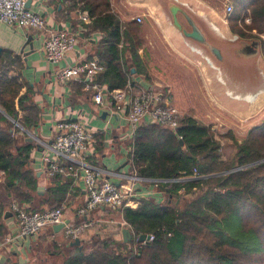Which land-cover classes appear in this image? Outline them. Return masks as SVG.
I'll list each match as a JSON object with an SVG mask.
<instances>
[{"label": "trees", "instance_id": "obj_1", "mask_svg": "<svg viewBox=\"0 0 264 264\" xmlns=\"http://www.w3.org/2000/svg\"><path fill=\"white\" fill-rule=\"evenodd\" d=\"M71 3L88 12L91 29L109 37L103 52L95 57L104 67L94 80L105 85L107 92L127 90L129 70L118 47L125 32L108 11L109 0ZM249 11L248 29L264 32V0H253ZM9 57L6 53L0 57V108L18 120L16 106L24 109L27 95L20 94L18 77L8 76L13 61ZM0 121L4 124L0 126V169L7 189L21 203L29 195L15 181L29 190L36 187L34 172L24 168L32 145L20 146L19 155L12 158L16 140L7 118L0 115ZM19 121L26 126L24 119ZM248 135L241 143L232 139L236 151L224 159L213 131L191 116H181L174 130L154 121L141 122L133 133L132 169L137 176L152 180L164 200L150 194L134 208H120L129 226L121 249L113 248L118 245L113 239L98 236L85 247L70 244L62 264H264V140L254 136L264 135V121ZM59 176H50L49 194L58 202L47 208L58 207L64 200L66 190ZM141 234L153 239L141 242Z\"/></svg>", "mask_w": 264, "mask_h": 264}, {"label": "crops", "instance_id": "obj_2", "mask_svg": "<svg viewBox=\"0 0 264 264\" xmlns=\"http://www.w3.org/2000/svg\"><path fill=\"white\" fill-rule=\"evenodd\" d=\"M149 1L151 0H109L108 11L117 17L120 30L125 32L118 47L123 50L121 60L129 70L128 97L146 90L159 91L163 89L166 91L165 88L169 86L159 78H155L156 76L153 74L155 69L146 56V51L153 48L146 31L144 33L142 30L146 26L143 23L147 22L146 17L149 16L147 14L151 7ZM229 1L228 4L232 6L233 10L229 14L225 13L228 18L222 17L217 21L212 16L214 13H209L211 15V20L208 22L210 31L224 40L221 45L222 49L223 45L230 44L235 40L236 35L233 32L242 37V40L238 41L240 44L238 52L243 56H239V65L237 66L242 87L244 89L248 87V90L264 88V32H258L256 29L250 30L248 25L243 28L235 26L231 29L228 23L225 25V20L229 19L234 9L238 7L240 8L238 11L244 12L246 20L251 21L249 5L253 0ZM25 3L26 8L43 16L46 21V30H44L46 33L7 25L0 21V47L2 49L0 57L6 53L13 60L8 68V76L18 77L22 84L20 94L27 95V101L23 103L24 109H19L16 106L18 120L9 117L1 108L0 115L7 118L8 130L13 133L16 140L10 153L12 158L19 155L20 146L26 143L32 145L24 168L34 172L36 182L35 189L29 190L23 185H18L17 180L15 181L16 186L29 195L27 200H22L20 203L18 198L17 202L29 209H44L50 203L58 202V198H53L49 194L52 181L44 170L41 153L44 151L43 144L50 143L54 138L56 123L65 119L81 120L92 134V139L87 147L86 161L102 169L105 174L104 178L116 185H131L135 198L132 197L134 203L130 207H136L140 198L150 194H157L155 199L159 200L160 196L164 200V196L158 193L152 180L137 176L132 169L130 152L134 129L128 123L125 114L111 113L105 107L98 106L92 99L94 91L87 85L90 84L89 79L84 81L60 79L58 76V71L64 66L95 58L99 52H103L109 37H106L105 33L98 29H91V19L89 22H83L80 19V9L72 7L71 0H25ZM154 3L156 5L151 10L155 15V20L158 22L162 16H165L174 29L176 28L172 24L169 12L170 4L177 3L189 11L187 4L182 0H155ZM166 10L168 13L165 12ZM137 17H140V22L135 20ZM234 20H238L239 24L242 23V18L240 19L238 15ZM212 23L220 29L221 34L212 28ZM60 30L73 33L76 44L61 61L51 62L45 58L42 41L48 32ZM204 33L210 41L207 31ZM231 34L234 35L233 38L230 37ZM28 37H31L32 45L27 43ZM256 39H259L262 46L259 56H257L259 42ZM251 49L254 51L251 52ZM221 52L224 53V50ZM241 62H244L245 65L243 66ZM223 68L226 71L224 66ZM257 81L259 83L256 87ZM103 86L105 87V85ZM103 113L104 116H102ZM21 118L26 121V126L19 121ZM143 121L149 122L150 120L144 119ZM0 126H4L1 121ZM16 127H20V130L17 131ZM81 174L59 176V181L64 183L63 187L66 190L62 202L66 205L64 222L68 225H76L83 219L89 222L88 226L81 230L77 236L80 240L78 246L85 247L91 243L94 237L101 236L98 231L99 227H93V225L99 223L97 221H102L105 216L101 214L107 213V210L106 207L100 206L85 216H80L77 213L78 207L86 199ZM15 197L14 192L7 189L5 173L0 169V264H62L71 247L70 243L76 238L65 236L64 227L55 231L52 225H49L39 234L13 240L16 223L10 203L13 200L16 201ZM115 211L119 213L120 223L126 224L120 214V208ZM128 228L129 226L126 228L123 226L119 229L118 234H113L112 238L117 242L125 243L124 237L122 236L123 238L118 240V236L123 234V229ZM48 245H52L54 248L50 253Z\"/></svg>", "mask_w": 264, "mask_h": 264}, {"label": "built area", "instance_id": "obj_3", "mask_svg": "<svg viewBox=\"0 0 264 264\" xmlns=\"http://www.w3.org/2000/svg\"><path fill=\"white\" fill-rule=\"evenodd\" d=\"M232 10L231 5L226 6L227 14L231 13ZM80 19L83 22L90 20L86 11H80ZM135 20L141 21L140 17ZM0 21L19 28L36 31L46 30V21L43 16L26 8L25 0H0ZM75 44V35L70 31L48 32L42 41V50L47 60L59 62L73 50ZM103 67V64L96 58H92L64 66L58 71V76L60 79H80L83 81L89 79L90 84L87 85L94 91L93 101L111 113H124L133 129L144 119L154 121L173 130L178 127V110L170 104L167 98L168 91L146 90L132 97H128L127 90L123 89L107 92L103 85L94 80L95 76L103 70ZM55 129L56 132L52 141L43 144L44 151L41 153V162L48 176L55 174L77 176L82 173L86 199L77 209L80 216H85L100 206L115 209L131 206L134 203L131 198L134 192L130 184L116 185L104 178L105 174L102 169L86 161L87 147L92 139V134L81 120H60L56 123ZM10 208L16 223L13 240L39 234L47 226L63 223L65 219V204L44 210H32L13 200L10 203ZM88 224L86 219L81 220L76 225L65 224L64 234L70 238H77L80 231ZM152 239L153 237L149 235L146 241Z\"/></svg>", "mask_w": 264, "mask_h": 264}, {"label": "rangeland", "instance_id": "obj_4", "mask_svg": "<svg viewBox=\"0 0 264 264\" xmlns=\"http://www.w3.org/2000/svg\"><path fill=\"white\" fill-rule=\"evenodd\" d=\"M183 1L187 4L189 8L187 12L191 15L193 20L209 34L210 42L218 46L221 51L224 50V53L222 52L223 60L217 61L206 47L184 38L178 30L171 26L169 20L166 19L165 16H162L157 22L152 10L147 12L149 15L146 17L147 22L143 23L146 26L142 28L144 33L146 31L153 45V48H149L148 52L146 51V56L155 69V71H153V74L156 76L155 78H159L163 83L169 85L165 88L166 91L168 90L167 98L170 104L178 110V120L181 116L188 115L197 119L202 124L209 126L214 136L221 143V156L224 159H229L234 156L236 151L232 139L236 140L238 143L243 142L249 136V131L255 126L261 125L264 121V88L260 87L259 90H248V87H245V89L242 87V80L238 77L237 70L239 56H243L238 52L240 48L238 41L242 37L233 32V34L236 35L234 37L235 40L230 44L223 45L222 49L221 45L224 40L210 31L208 22L211 20V15H209V13L211 14L213 12L214 14L212 16H214L217 21L222 17L228 18L226 16L227 14L225 15V8L230 1L182 0V2ZM154 2L155 0L149 1L151 9L156 5ZM238 9L240 8H235L232 16L225 20V25L228 23L230 29L233 28L234 25L243 28L251 24L249 19L246 20L244 12L238 11ZM165 12L168 13L167 10ZM237 15L240 19L242 18V23L240 24L238 20H234ZM179 19L182 25H184L180 16ZM233 34H231V38H233ZM256 40L259 42V39ZM245 41L248 42L249 40ZM258 46L257 56L260 55V48H262L260 42ZM191 47L200 49L201 53L192 50ZM204 57L210 59L215 68L211 67ZM241 63L243 66L245 65L244 62ZM218 74L222 82L218 80ZM258 83L259 81H257L256 87ZM227 90H230L232 93H237L240 96L255 94L259 91V95H257L256 101L254 100L256 103L254 101L235 100L226 94ZM162 91L163 89L161 92ZM252 107L254 108L252 109ZM16 129L18 131L20 127H16ZM229 134H231L233 138L229 137ZM254 136L264 140V135ZM132 197L135 196L131 195V198ZM116 209L119 208L112 209L106 207L107 213L101 214L105 217L102 218L101 222L97 221L99 223L93 225V227H99V230H97L99 234H101V240L113 239V234H118L120 228L123 226L125 228L128 227L126 224L120 223L121 218L119 213L115 211ZM122 236L123 234H121L120 237L118 236V240H120ZM94 239L96 238L94 237ZM114 241H116L118 245L113 248H117L118 246L119 249H121L122 243L119 241L117 242V240ZM99 244H97L96 247H98ZM47 247H49V253L54 249L52 245H48ZM91 249L92 248L89 247L86 251H90Z\"/></svg>", "mask_w": 264, "mask_h": 264}, {"label": "water", "instance_id": "obj_5", "mask_svg": "<svg viewBox=\"0 0 264 264\" xmlns=\"http://www.w3.org/2000/svg\"><path fill=\"white\" fill-rule=\"evenodd\" d=\"M25 6L27 7L26 3H25ZM169 12L171 15V21H172L173 26L183 35V37L190 39V40L194 41L195 43L200 44L201 46L206 47L208 49V51L211 53V55L217 61L223 60V54L221 52V49L218 46L212 44L208 40L204 31L193 20L191 15L187 12V10L184 7H182L181 5H179L177 3H172L169 6ZM179 16L183 17L187 21L188 25L190 26L189 30L183 27V25L179 19ZM27 43L29 45H32L31 37H28ZM1 51H2V49L0 47V55H1ZM253 51H254V49H251V52H253ZM102 116H104V113L102 114ZM65 224H66V222H63V223L52 225V227L55 231H58L59 229L63 228ZM128 234H129L128 230L123 229L124 240L127 238ZM148 238H149V235L141 234L139 236V241L144 242V241L148 240ZM79 243H80V240L78 238H76L70 244L71 245H78ZM79 248H81V247H79Z\"/></svg>", "mask_w": 264, "mask_h": 264}, {"label": "bare ground", "instance_id": "obj_6", "mask_svg": "<svg viewBox=\"0 0 264 264\" xmlns=\"http://www.w3.org/2000/svg\"><path fill=\"white\" fill-rule=\"evenodd\" d=\"M184 2V1H183ZM138 4H140V3H138ZM143 4V3H142ZM148 5V4H147ZM159 5V4H158ZM153 7V6H152ZM162 9V8H161ZM150 10H151V8H150ZM163 11V10H162ZM164 12V11H163ZM170 17V16H169ZM156 19V18H155ZM224 20V19H223ZM212 28H214V30H216V31H218V33L219 34H221V32H219L220 31V29L215 25V24H213L212 23ZM181 34V33H180ZM191 49L192 50H194V51H198L199 53H201V50L200 49H197L196 47H191ZM205 53V52H204ZM207 56V55H206ZM205 58V60H206V62L207 63H209V65L211 66V67H213V68H215V66H213V64H212V62H211V60L210 59H208L207 57H204ZM199 61V60H198ZM217 69V68H216ZM218 80H220V82H222V80H221V78H220V76H219V74H218ZM212 87V86H211ZM241 88V87H240ZM260 88V87H259ZM259 90V89H258ZM263 91V90H262ZM258 93H255V94H247V95H244V96H240V95H238L237 93H232L230 90H227L226 91V94L228 95V96H230V97H232L233 99H235V100H246V101H248V102H253L254 100L256 101V99H257V95H259V91H257ZM254 101V102H255ZM262 102V101H261ZM256 103V102H255ZM255 103H254V105H255ZM260 103V102H259ZM253 105V104H252ZM257 105V104H256ZM254 107H252V109H253Z\"/></svg>", "mask_w": 264, "mask_h": 264}, {"label": "flooded vegetation", "instance_id": "obj_7", "mask_svg": "<svg viewBox=\"0 0 264 264\" xmlns=\"http://www.w3.org/2000/svg\"><path fill=\"white\" fill-rule=\"evenodd\" d=\"M182 19H183L182 21L184 23L183 27L189 30L190 26L188 25L187 21L184 18H182Z\"/></svg>", "mask_w": 264, "mask_h": 264}]
</instances>
